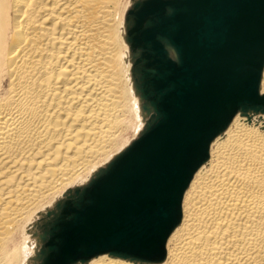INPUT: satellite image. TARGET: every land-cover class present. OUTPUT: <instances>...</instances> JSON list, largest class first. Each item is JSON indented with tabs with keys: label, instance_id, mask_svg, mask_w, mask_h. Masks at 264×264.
I'll list each match as a JSON object with an SVG mask.
<instances>
[{
	"label": "bare ground",
	"instance_id": "6f19581e",
	"mask_svg": "<svg viewBox=\"0 0 264 264\" xmlns=\"http://www.w3.org/2000/svg\"><path fill=\"white\" fill-rule=\"evenodd\" d=\"M141 1L0 0V264H43L64 203L151 118L127 40ZM156 252L74 264H264V111L212 140Z\"/></svg>",
	"mask_w": 264,
	"mask_h": 264
},
{
	"label": "water",
	"instance_id": "95a60500",
	"mask_svg": "<svg viewBox=\"0 0 264 264\" xmlns=\"http://www.w3.org/2000/svg\"><path fill=\"white\" fill-rule=\"evenodd\" d=\"M128 16L137 89L153 113L64 203L43 264L158 251L212 140L239 111H264V0H143Z\"/></svg>",
	"mask_w": 264,
	"mask_h": 264
},
{
	"label": "rangeland",
	"instance_id": "374dc122",
	"mask_svg": "<svg viewBox=\"0 0 264 264\" xmlns=\"http://www.w3.org/2000/svg\"><path fill=\"white\" fill-rule=\"evenodd\" d=\"M145 127H146V125H144V127L141 129V131H139L137 133L131 130V132L129 133L130 135L127 136L128 142L125 143L124 146L130 145L135 139H137L139 137V135L143 132V130L145 129ZM105 164H107V163H105ZM105 164L102 165V167L105 166ZM93 176L94 175H92V177L87 182L83 183V185H81L80 187L86 186L88 184V182L93 178ZM156 254H158V253L157 252H153L152 254L149 255L148 258H151V257L155 256Z\"/></svg>",
	"mask_w": 264,
	"mask_h": 264
}]
</instances>
